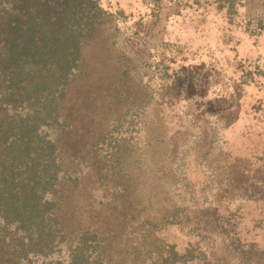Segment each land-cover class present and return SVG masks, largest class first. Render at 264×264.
I'll list each match as a JSON object with an SVG mask.
<instances>
[{"label": "rangeland", "instance_id": "374dc122", "mask_svg": "<svg viewBox=\"0 0 264 264\" xmlns=\"http://www.w3.org/2000/svg\"><path fill=\"white\" fill-rule=\"evenodd\" d=\"M99 4L106 22L83 46L87 78L62 106L81 133L65 150L85 155L64 157L77 178L64 188L66 231L97 232L114 264L132 244L233 264L218 231L231 216L264 250V0ZM106 131L110 145L89 160Z\"/></svg>", "mask_w": 264, "mask_h": 264}, {"label": "trees", "instance_id": "16d2710c", "mask_svg": "<svg viewBox=\"0 0 264 264\" xmlns=\"http://www.w3.org/2000/svg\"><path fill=\"white\" fill-rule=\"evenodd\" d=\"M105 22L99 0H0V264H114L97 232L79 229L71 237L60 215L64 188L77 186L64 157L85 156L82 147L65 150L69 136L78 140L81 133L62 106L73 83L87 78L83 46ZM111 137L112 131L93 135L89 160H99ZM108 149L107 160H115V148ZM224 219L218 231L228 239L233 264H264L263 246L238 234L231 216ZM125 256L126 264L193 258L192 249L179 253L174 245L137 250L132 244Z\"/></svg>", "mask_w": 264, "mask_h": 264}]
</instances>
